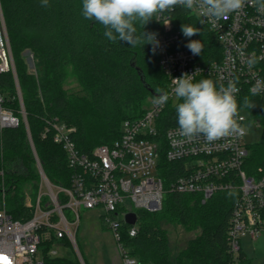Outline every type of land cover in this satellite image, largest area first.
<instances>
[{
    "label": "trees",
    "instance_id": "trees-1",
    "mask_svg": "<svg viewBox=\"0 0 264 264\" xmlns=\"http://www.w3.org/2000/svg\"><path fill=\"white\" fill-rule=\"evenodd\" d=\"M0 5L38 159L51 184L70 187L73 172L65 151L53 142L51 133L43 136L46 120L59 118L74 127L77 148L82 153H91L97 146L113 145L119 140L122 123L141 117L148 100L157 96V89L167 90V78L152 45L146 44L142 49L123 41H109L101 24L82 17V0H48L47 6H42L41 0H0ZM172 17L181 32L179 48H187L190 40H199L203 44L200 54L203 64L222 58L217 36L206 25L181 7L176 8ZM183 24L200 32L185 37ZM144 30L159 35L163 27L152 20ZM27 51L33 54L36 74L29 70L24 56ZM203 78L214 80L208 76L197 80ZM0 92L8 97L7 105L21 118L17 128L0 131V169L5 170V177L0 180V208L4 199L11 217L25 221L32 218L34 209L26 207L24 193L30 187L36 200L41 176L19 113L12 73L0 74ZM245 96L256 105L246 109L251 120H260L264 125V103L248 91L242 92V97ZM174 125H177L175 109L168 108L159 119L156 138L160 143L158 170L167 187L183 168V163L169 162L166 157L165 132ZM244 170L250 176L264 175V135L249 151ZM240 196L237 189L221 191L203 202L198 194L168 192L161 211L136 210L137 233L131 237V226L124 224L122 243L140 264H233L228 231ZM59 203H63L62 196ZM163 223L182 225L188 231L199 230L200 234L173 260ZM54 241L44 243L45 254ZM61 241L72 246L66 238ZM47 262L80 264L79 260L59 257ZM238 264H251L242 250Z\"/></svg>",
    "mask_w": 264,
    "mask_h": 264
},
{
    "label": "built area",
    "instance_id": "built-area-1",
    "mask_svg": "<svg viewBox=\"0 0 264 264\" xmlns=\"http://www.w3.org/2000/svg\"><path fill=\"white\" fill-rule=\"evenodd\" d=\"M188 12L200 22L203 19L195 11ZM172 14L166 13L160 17L158 22L162 24L163 31L156 36L159 44L153 51L167 78L166 91L170 94L167 104L155 105L153 99L156 96L150 98L141 117L122 123L119 140L113 145L97 146L91 153H82L77 148L73 140L74 127L59 118L46 120L43 136L51 133L53 142L65 151L73 172L70 187H61L51 184L47 176L40 172L41 163L29 126L25 124L27 113L0 5V74L10 72L14 76L19 113L26 125L41 176L36 200L25 197L26 207L34 209L32 218L25 221L13 219L3 199L0 208V264H53L48 263L47 259L58 258V252L50 248L45 254L44 243L66 238L74 244L82 208L102 210L100 217L104 226L113 233L120 264H140L129 255L122 243L126 215L136 213V210L149 213L161 211L168 192L198 194L206 202L218 192L239 190L241 196L234 205L228 231L233 264H238L244 238L256 242L264 237V175L250 176L244 170L249 155L244 142L246 127L263 124L260 120H251L249 112L242 107V92L250 93L255 80L264 79V59L259 60L251 70L246 63L252 53L257 57L264 56V14L258 13L249 2L242 11L230 14L227 19L215 24L212 20L201 23L216 34L222 48V58L210 64H203L200 54L194 55L188 48H179L181 32L176 29ZM241 50L244 55L240 54ZM27 53H30L35 70L33 54L30 51ZM197 70L200 72L196 74V79L208 76L217 85H226L228 79L238 78L240 92L237 100L241 105L240 115L244 118V132L207 142L203 137L192 140L183 137L178 124L169 128L165 132L167 160L181 162L183 168L167 187L158 170L160 143L156 138L159 119L168 108L175 109L176 100L171 95L172 79L184 73L191 75ZM256 96L264 103V93ZM7 101L8 97L0 92V131L17 128L21 123V118L7 105ZM4 177L5 170L0 169V180ZM45 188L46 191H43ZM44 195L48 197V203H43ZM60 196L63 198L61 204ZM136 233L137 223L129 229L131 237Z\"/></svg>",
    "mask_w": 264,
    "mask_h": 264
},
{
    "label": "clouds",
    "instance_id": "clouds-1",
    "mask_svg": "<svg viewBox=\"0 0 264 264\" xmlns=\"http://www.w3.org/2000/svg\"><path fill=\"white\" fill-rule=\"evenodd\" d=\"M251 2L258 13L264 14V0H82L81 15L84 19L97 22L104 28V36L111 42H126L131 47L153 46L159 44L157 34L146 32L145 26L152 20L159 21L166 13H172L177 7L186 11H195L203 19L212 20L215 24L227 19L232 13L242 11ZM42 6L48 0H41ZM142 29V31H138ZM182 33L192 37L200 29L183 24ZM194 55L201 54L203 44L199 40H190L186 45ZM244 55L243 50L240 52ZM264 56L257 57L252 53L246 63L251 70ZM193 74L184 73L172 79L171 95L175 97V112L180 134L189 139L203 137L207 142L242 135L244 132L241 105L237 94L240 92L238 78L228 79L227 84H219L209 78L196 79ZM251 96L264 93V79L257 78L250 88ZM170 94L157 89L153 104L163 106L169 102ZM256 105L245 96L242 107L252 109Z\"/></svg>",
    "mask_w": 264,
    "mask_h": 264
},
{
    "label": "rangeland",
    "instance_id": "rangeland-1",
    "mask_svg": "<svg viewBox=\"0 0 264 264\" xmlns=\"http://www.w3.org/2000/svg\"><path fill=\"white\" fill-rule=\"evenodd\" d=\"M24 56L29 66V70L36 74L30 60V53L25 52ZM247 136L244 139L249 151L259 144L264 135V126H247ZM31 188L28 187L24 193L25 197L32 196ZM46 191V188L43 190ZM44 194V193H43ZM46 198L48 203V197ZM101 209L80 211V221L75 234V243L72 246H65L62 241H54L52 247L58 252V257L76 261L80 264H119L120 257L117 253V246L112 231L105 228L101 219ZM162 228L167 231L170 245V254L174 260L182 252L191 239L200 234L199 230L188 231L178 224L163 223ZM244 252L251 264H264V237L254 242L249 238L241 241Z\"/></svg>",
    "mask_w": 264,
    "mask_h": 264
},
{
    "label": "water",
    "instance_id": "water-1",
    "mask_svg": "<svg viewBox=\"0 0 264 264\" xmlns=\"http://www.w3.org/2000/svg\"><path fill=\"white\" fill-rule=\"evenodd\" d=\"M25 124L28 126L27 119L25 120ZM39 165H40L39 167H40L41 174L46 177V175H45V173H44V171H43V169L41 167V164H39ZM125 222H126V224L131 225V226L135 225L137 223V214L136 213L127 214L126 218H125Z\"/></svg>",
    "mask_w": 264,
    "mask_h": 264
},
{
    "label": "crops",
    "instance_id": "crops-1",
    "mask_svg": "<svg viewBox=\"0 0 264 264\" xmlns=\"http://www.w3.org/2000/svg\"><path fill=\"white\" fill-rule=\"evenodd\" d=\"M245 239V238H244ZM242 251L244 252V250H243V247H242ZM245 253V252H244ZM246 254V253H245ZM247 256V255H246ZM120 264V263H119Z\"/></svg>",
    "mask_w": 264,
    "mask_h": 264
}]
</instances>
